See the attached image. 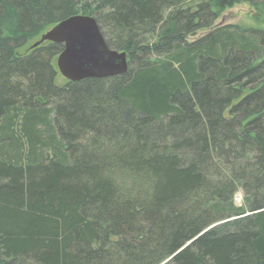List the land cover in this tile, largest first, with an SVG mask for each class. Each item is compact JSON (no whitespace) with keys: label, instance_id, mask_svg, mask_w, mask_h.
<instances>
[{"label":"trees","instance_id":"obj_1","mask_svg":"<svg viewBox=\"0 0 264 264\" xmlns=\"http://www.w3.org/2000/svg\"><path fill=\"white\" fill-rule=\"evenodd\" d=\"M76 14L126 73L31 47ZM0 264H264V0H0Z\"/></svg>","mask_w":264,"mask_h":264},{"label":"water","instance_id":"obj_2","mask_svg":"<svg viewBox=\"0 0 264 264\" xmlns=\"http://www.w3.org/2000/svg\"><path fill=\"white\" fill-rule=\"evenodd\" d=\"M222 24L223 21L218 23ZM44 42L62 45L55 65L58 73L67 81L109 78L128 70L127 53L106 44L92 16L76 14L60 20L43 32L31 47Z\"/></svg>","mask_w":264,"mask_h":264},{"label":"rangeland","instance_id":"obj_3","mask_svg":"<svg viewBox=\"0 0 264 264\" xmlns=\"http://www.w3.org/2000/svg\"><path fill=\"white\" fill-rule=\"evenodd\" d=\"M254 13H255V10L251 6L244 5V4H238L231 8L225 9L223 13L220 15V17L216 20L215 24L218 25V23L223 21V24L254 25V22H253L254 20H252V16ZM206 32L207 31H200L197 33L196 36L198 37L202 36ZM61 80L62 79H60V81ZM237 193L240 194L239 197L242 195L241 191H238ZM233 202L236 206H240L239 198L236 199V201L233 200Z\"/></svg>","mask_w":264,"mask_h":264},{"label":"built area","instance_id":"obj_4","mask_svg":"<svg viewBox=\"0 0 264 264\" xmlns=\"http://www.w3.org/2000/svg\"><path fill=\"white\" fill-rule=\"evenodd\" d=\"M238 198H239V202H240V197H239V196H237V197H236V199H238Z\"/></svg>","mask_w":264,"mask_h":264}]
</instances>
